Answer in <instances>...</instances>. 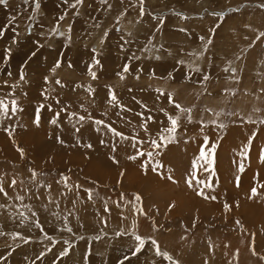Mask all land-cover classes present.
<instances>
[{
    "label": "rangeland",
    "instance_id": "rangeland-1",
    "mask_svg": "<svg viewBox=\"0 0 264 264\" xmlns=\"http://www.w3.org/2000/svg\"><path fill=\"white\" fill-rule=\"evenodd\" d=\"M261 5L0 4V264H264Z\"/></svg>",
    "mask_w": 264,
    "mask_h": 264
},
{
    "label": "snow or ice",
    "instance_id": "snow-or-ice-1",
    "mask_svg": "<svg viewBox=\"0 0 264 264\" xmlns=\"http://www.w3.org/2000/svg\"><path fill=\"white\" fill-rule=\"evenodd\" d=\"M65 2H67V0H65ZM82 2H83V0H76V3H77V4L82 3ZM5 3H6V0H0V4H5ZM261 6L264 7V5H261ZM36 7H39V4H37ZM61 19H62V17H61ZM0 34H2V30H0ZM261 35H264V33H262ZM210 42H211V41H209V43H210ZM57 66H59V62L57 63ZM124 70H125V71L128 70L127 65H125ZM91 74H92L93 77H95V73H94V72L91 73ZM121 78H123V77H121ZM205 79H207V77H205ZM57 83H59V81H57ZM110 95H111V99H112V101H116V96H115L114 94H112V93H110ZM169 100H170V102H173V101L171 100V96L169 97ZM11 104H12V110L15 111V108H16V101L13 100V101L11 102ZM175 106H176L177 108H180V105H175ZM8 110H9V106H8V104L5 103L4 100L0 99V112L7 113ZM217 115H219V113H217ZM54 122H55V121H53V123H54ZM98 123H103V121H98ZM171 123H172V126H173V127L170 128V129H168L169 132H173V131L175 130V126H176L177 120H176V119H171ZM110 130H112V131L115 132V129H110ZM117 134H118V135H122L121 133H117ZM169 138H170V137H169ZM152 146H153V147H159V145L157 144V142H156L155 140L152 141ZM137 154H138V155H143V153H139V152H138ZM149 155H151V153H149ZM200 157H201V158H205V153H204L203 150H201ZM129 159H135V156H133V157H129ZM261 159L264 160V151H262V153H261ZM207 163H208L209 166H211V164H212V160H211V159H207ZM240 170L243 171V165H241V169H240ZM12 183L15 184V181H13ZM190 183H191V182H189V184H190ZM0 192H4V188H3V187H0ZM251 192H252V195L254 196V195L257 194V189H256L255 187H253V188L251 189ZM4 194L7 195L6 192H4ZM198 195H204V193H203V192H198ZM137 199H139V196H137ZM213 199H214V197H213ZM225 207L227 208L228 205H225ZM68 230L71 231V229H68ZM135 239H136L137 241H140V244L136 246V252H138V251H140V248L143 246V240H142V238H141L140 236H135ZM153 244H155V241H153ZM136 252H133V255H135ZM64 254H66V252H62V253H61V255H64ZM41 255H43V253H41ZM157 255H163V256H165L166 258L171 259V257L168 256L167 253H161L160 250H159L158 248H157ZM125 259H127V257H125Z\"/></svg>",
    "mask_w": 264,
    "mask_h": 264
},
{
    "label": "crops",
    "instance_id": "crops-1",
    "mask_svg": "<svg viewBox=\"0 0 264 264\" xmlns=\"http://www.w3.org/2000/svg\"><path fill=\"white\" fill-rule=\"evenodd\" d=\"M57 74L62 75V76H76L74 70L71 68H59L55 71Z\"/></svg>",
    "mask_w": 264,
    "mask_h": 264
},
{
    "label": "bare ground",
    "instance_id": "bare-ground-1",
    "mask_svg": "<svg viewBox=\"0 0 264 264\" xmlns=\"http://www.w3.org/2000/svg\"><path fill=\"white\" fill-rule=\"evenodd\" d=\"M187 187H188V186H187ZM259 194H260V193H259ZM259 194H258V195H259ZM243 195H244V194H243ZM254 196H255V195H254ZM254 196H253V197H254ZM246 197H247V196H246ZM254 198H255V197H254ZM251 199H252V198H251ZM251 199H250V200H251ZM256 199H258V198L256 197ZM245 200H246V199H245ZM250 200H249V201H250ZM254 201H256V200L254 199ZM245 202H246V201H245ZM249 204H250V203H249ZM245 205H246V204H245ZM245 205H244V206H245ZM253 205H255V203L252 204V206H253ZM246 207H248V206H246ZM248 209H249V208H248ZM249 210H250V209H249ZM254 212H255V211H254Z\"/></svg>",
    "mask_w": 264,
    "mask_h": 264
}]
</instances>
